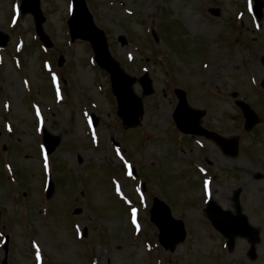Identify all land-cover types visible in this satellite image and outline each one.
Here are the masks:
<instances>
[{"label": "rangeland", "instance_id": "rangeland-1", "mask_svg": "<svg viewBox=\"0 0 264 264\" xmlns=\"http://www.w3.org/2000/svg\"><path fill=\"white\" fill-rule=\"evenodd\" d=\"M15 1L0 0V31L8 36L0 47V264L5 256L8 264H264V11L256 19L252 0H87L113 56L131 75L147 70L152 78L141 123L125 128L108 73L87 41L70 40L71 1L41 0L51 48ZM175 87L187 88L190 105L205 111L206 129L238 141L236 156L204 136L179 134ZM133 88L142 94L139 82ZM235 92L259 115L250 131ZM36 125L60 139L45 158ZM7 146L10 176L1 154ZM236 191L258 231L254 256L246 237L227 247L205 210L213 199L236 213ZM154 197L186 224L173 250L159 244L150 221ZM1 232L10 235L7 251Z\"/></svg>", "mask_w": 264, "mask_h": 264}, {"label": "water", "instance_id": "water-1", "mask_svg": "<svg viewBox=\"0 0 264 264\" xmlns=\"http://www.w3.org/2000/svg\"><path fill=\"white\" fill-rule=\"evenodd\" d=\"M73 1L75 3V9L73 11L72 18L69 21L73 39L80 37L91 41L97 61L111 74L113 92L119 103V114L123 116L127 124L138 123V117L142 114V107L132 91V84L135 79L125 74L121 69L120 64L112 58L108 49L104 31L94 24L92 15L87 8L86 1ZM255 1V12L260 17L262 15L264 1ZM22 8L24 12L31 11L35 15L37 31L44 36L42 22L45 18L41 13L39 0H24ZM45 41L48 42L47 40ZM0 43H6V40L1 36V34ZM144 85L146 92H149L150 87L148 86V82L144 83ZM179 95L181 97V103L177 109V120L185 130H193L206 134V131L198 125V118L202 115V113L196 112L188 107L185 94L180 93ZM238 103L244 109L247 119V128H252L258 121L256 114L243 102L239 101ZM208 134L220 142L228 153L235 154L237 152L235 142H226L225 139L218 135H213L211 133ZM45 135V143L47 145L48 152L51 153L59 143V138L50 136L48 133ZM236 196H238V192H236ZM208 211L210 215H218L217 217H212V222L217 229L229 237L230 246L234 245L233 237L238 234L250 237L252 242H255L258 239V232L248 224L247 217L245 215L240 214L233 216L229 211H222L220 207L215 208L214 203L210 204ZM151 214V219L160 230V241L166 248L170 247L173 249L176 243L184 239L186 232L183 221L173 218L171 216L170 208L164 202L159 199H155L151 209Z\"/></svg>", "mask_w": 264, "mask_h": 264}, {"label": "snow or ice", "instance_id": "snow-or-ice-1", "mask_svg": "<svg viewBox=\"0 0 264 264\" xmlns=\"http://www.w3.org/2000/svg\"><path fill=\"white\" fill-rule=\"evenodd\" d=\"M133 214H135V209H133ZM39 259V257H37Z\"/></svg>", "mask_w": 264, "mask_h": 264}]
</instances>
